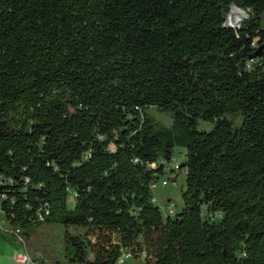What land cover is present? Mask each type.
<instances>
[{"label": "trees", "instance_id": "trees-1", "mask_svg": "<svg viewBox=\"0 0 264 264\" xmlns=\"http://www.w3.org/2000/svg\"><path fill=\"white\" fill-rule=\"evenodd\" d=\"M0 211L66 264H264V0H0Z\"/></svg>", "mask_w": 264, "mask_h": 264}, {"label": "rangeland", "instance_id": "rangeland-1", "mask_svg": "<svg viewBox=\"0 0 264 264\" xmlns=\"http://www.w3.org/2000/svg\"><path fill=\"white\" fill-rule=\"evenodd\" d=\"M240 11L232 10V17L227 18V24L231 26H237L240 23ZM229 25V26H230ZM149 114L153 116L157 121L161 122L165 126L170 125V118L159 113L156 109L152 108ZM209 126L206 123L200 122L199 128L206 129ZM208 129V128H207ZM183 154L180 150L175 149L173 159L170 162L173 171L166 172L159 178L156 188L153 190L154 200L157 206L161 209L163 215L167 213L169 207L173 204L175 207L173 211H177L182 206L181 191L185 187V170L177 168L178 163L182 161ZM165 181L168 185L161 186V183ZM73 195L69 197V208L73 206ZM0 220H4L0 211ZM64 230L60 225L45 226L36 231L32 239L27 243V251L29 254L34 252H40L43 256L49 260L52 264H66L63 261L62 256V239ZM0 237H11L2 231H0ZM126 255L128 252H124ZM128 264H142L143 257L134 258L129 256L126 260Z\"/></svg>", "mask_w": 264, "mask_h": 264}, {"label": "built area", "instance_id": "built-area-1", "mask_svg": "<svg viewBox=\"0 0 264 264\" xmlns=\"http://www.w3.org/2000/svg\"><path fill=\"white\" fill-rule=\"evenodd\" d=\"M172 165L168 163L166 167L164 168V172L168 171H173L171 168ZM178 168V165H177ZM157 183H152L151 185V190L153 191ZM168 184L163 181L161 183V186H167ZM155 201V200H154ZM175 205H171L169 207V210L167 211L166 214H172L173 213V208ZM0 231L11 235L17 243L20 245V250L14 255L13 261L15 264H52L49 260H47L43 254L40 252H34L32 255L28 253L27 251V242L24 240V238L21 236L20 230L19 229H14L10 227L5 220H0ZM129 254H125L124 252L121 254L120 258L118 259V264H124L126 263V260L129 259Z\"/></svg>", "mask_w": 264, "mask_h": 264}, {"label": "crops", "instance_id": "crops-1", "mask_svg": "<svg viewBox=\"0 0 264 264\" xmlns=\"http://www.w3.org/2000/svg\"><path fill=\"white\" fill-rule=\"evenodd\" d=\"M20 250V245L14 238L0 237V264H15L14 255Z\"/></svg>", "mask_w": 264, "mask_h": 264}, {"label": "water", "instance_id": "water-1", "mask_svg": "<svg viewBox=\"0 0 264 264\" xmlns=\"http://www.w3.org/2000/svg\"><path fill=\"white\" fill-rule=\"evenodd\" d=\"M240 17H241L240 21L248 18L247 14L245 12H241V11H240Z\"/></svg>", "mask_w": 264, "mask_h": 264}, {"label": "bare ground", "instance_id": "bare-ground-1", "mask_svg": "<svg viewBox=\"0 0 264 264\" xmlns=\"http://www.w3.org/2000/svg\"><path fill=\"white\" fill-rule=\"evenodd\" d=\"M3 217V216H2Z\"/></svg>", "mask_w": 264, "mask_h": 264}]
</instances>
